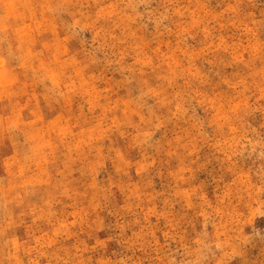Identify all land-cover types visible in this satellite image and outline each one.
<instances>
[{
	"label": "rangeland",
	"instance_id": "1",
	"mask_svg": "<svg viewBox=\"0 0 264 264\" xmlns=\"http://www.w3.org/2000/svg\"><path fill=\"white\" fill-rule=\"evenodd\" d=\"M0 264H264V0H0Z\"/></svg>",
	"mask_w": 264,
	"mask_h": 264
}]
</instances>
